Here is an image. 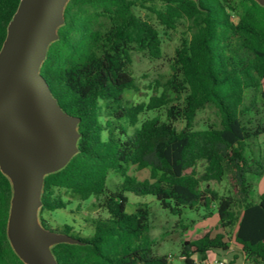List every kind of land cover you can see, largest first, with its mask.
<instances>
[{"label": "trees", "instance_id": "trees-1", "mask_svg": "<svg viewBox=\"0 0 264 264\" xmlns=\"http://www.w3.org/2000/svg\"><path fill=\"white\" fill-rule=\"evenodd\" d=\"M20 1L0 0V51ZM150 1L69 0L47 48L39 73L60 109L79 119L78 152L45 176L38 213L44 229L76 244H57L51 253L57 264H169L150 237L151 207L130 204L133 195L153 197L171 215L217 216L216 233L181 242L183 264L231 245L245 264H264V193L252 199L253 178L264 176V7L254 0H159L154 8ZM144 9L153 18L141 16ZM181 25L188 32L165 82H156L147 101L126 102L135 89L133 55L160 59L162 35ZM206 109L215 120L197 129ZM132 167L147 170L148 179L130 176ZM111 173L121 179L113 191L106 187ZM223 180L226 195L208 187ZM90 197L101 212L88 222L90 236L51 228L45 216L64 209V198ZM11 198L0 171V264H24L7 238Z\"/></svg>", "mask_w": 264, "mask_h": 264}, {"label": "water", "instance_id": "water-1", "mask_svg": "<svg viewBox=\"0 0 264 264\" xmlns=\"http://www.w3.org/2000/svg\"><path fill=\"white\" fill-rule=\"evenodd\" d=\"M68 1L21 0L0 51V171L12 187L6 232L24 264H57L51 248L76 244L38 222L45 176L78 152L79 119L60 109L39 73Z\"/></svg>", "mask_w": 264, "mask_h": 264}, {"label": "rangeland", "instance_id": "rangeland-1", "mask_svg": "<svg viewBox=\"0 0 264 264\" xmlns=\"http://www.w3.org/2000/svg\"><path fill=\"white\" fill-rule=\"evenodd\" d=\"M160 5L161 2L159 0H151L148 6L159 8ZM139 14L144 18L147 16L153 18L152 14L145 9L139 10ZM151 20L155 26L159 27L155 24L153 19ZM159 28L161 29V27ZM187 32L188 30L183 25L179 26L176 30L165 31L162 35L163 55L158 60H150L142 54L133 55L131 71L133 73L135 89L125 93L126 102L134 104L147 101L148 97L154 93L152 88L156 82H165L174 49L179 45L181 38ZM210 120H215L214 113L212 110L206 109L198 114L195 127L201 129L205 127ZM181 126L182 125L178 124V127ZM262 146L264 151V140ZM197 172H202L200 166L197 167ZM128 174L138 181H144L149 177V172L147 170L138 171L134 167L130 168ZM120 182L121 179L118 175L111 173L107 180L106 187L113 191L115 185ZM252 182V199L256 201L258 200V197L264 193V176L253 178ZM205 186L206 184H202L201 188H205ZM208 187L217 191L221 195H226L230 190L226 180H223L221 183L210 182ZM128 199L132 205H136L137 203H147L151 207L154 217L152 220L150 237L157 244L155 252L170 257L169 264H183L180 259L181 242L183 240L193 241L208 231L213 230V233L218 231L214 230L218 222L216 215L211 219H203L202 211H185L182 213V216L171 215L162 210L158 206L156 200L151 196L138 198L133 195H128ZM64 202V209L53 211L45 216L51 228L56 229L57 227L61 228L68 226L81 236H90L92 231L88 222L101 214L100 211L93 208L96 203L95 198L90 197L83 201L64 198ZM133 208V206L129 205L127 207V212H132ZM233 255L235 254L220 253L221 261L225 264H245L239 254L238 259L234 263H231L230 261L232 260Z\"/></svg>", "mask_w": 264, "mask_h": 264}, {"label": "crops", "instance_id": "crops-1", "mask_svg": "<svg viewBox=\"0 0 264 264\" xmlns=\"http://www.w3.org/2000/svg\"><path fill=\"white\" fill-rule=\"evenodd\" d=\"M238 251H239V249H238L237 246L231 245L229 251L226 252V253H223V254H235L237 256V259H238ZM208 257H209V260H218V261H221V256L219 254H217V253L211 252V253H209ZM232 260H233V258H232ZM232 260L230 261L231 263H234L236 261V260L235 261H232Z\"/></svg>", "mask_w": 264, "mask_h": 264}, {"label": "built area", "instance_id": "built-area-1", "mask_svg": "<svg viewBox=\"0 0 264 264\" xmlns=\"http://www.w3.org/2000/svg\"><path fill=\"white\" fill-rule=\"evenodd\" d=\"M195 264H224L222 261L218 260H204V261H199L197 258L194 259Z\"/></svg>", "mask_w": 264, "mask_h": 264}]
</instances>
